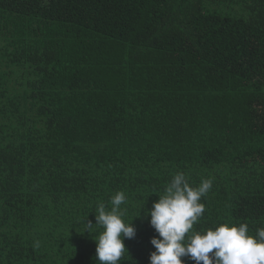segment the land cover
Instances as JSON below:
<instances>
[{"label": "trees", "instance_id": "trees-1", "mask_svg": "<svg viewBox=\"0 0 264 264\" xmlns=\"http://www.w3.org/2000/svg\"><path fill=\"white\" fill-rule=\"evenodd\" d=\"M177 171L213 179L197 230L264 227V0H0V264H96L116 191L149 264Z\"/></svg>", "mask_w": 264, "mask_h": 264}, {"label": "clouds", "instance_id": "clouds-1", "mask_svg": "<svg viewBox=\"0 0 264 264\" xmlns=\"http://www.w3.org/2000/svg\"><path fill=\"white\" fill-rule=\"evenodd\" d=\"M213 179L205 178L192 186L183 171H177L166 183L158 199L144 215L158 235L151 238L154 247L149 255V264H185L184 257L194 264H264V227L252 233L247 223L223 222L215 227L197 230L205 212L201 202L212 189ZM128 201L123 191L110 197V208L98 202L95 208V223L84 222V230L96 233V264H121L128 250L125 239L136 236V228L126 222ZM85 221V220H84ZM39 247V241L35 242Z\"/></svg>", "mask_w": 264, "mask_h": 264}, {"label": "rangeland", "instance_id": "rangeland-1", "mask_svg": "<svg viewBox=\"0 0 264 264\" xmlns=\"http://www.w3.org/2000/svg\"><path fill=\"white\" fill-rule=\"evenodd\" d=\"M215 7L216 8H219L220 10H223V12H232V13L241 14V15H244L245 14L243 12V9H240L241 11L239 13L234 11L236 9L239 10V8H241V6L238 5V4H227V3H223L220 6H217V4H216Z\"/></svg>", "mask_w": 264, "mask_h": 264}]
</instances>
